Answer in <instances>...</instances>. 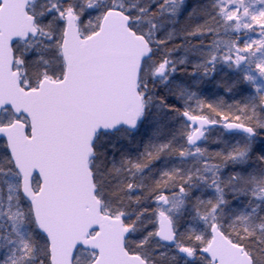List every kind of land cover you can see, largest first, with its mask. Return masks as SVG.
Listing matches in <instances>:
<instances>
[{
  "label": "snow or ice",
  "instance_id": "6c2138e0",
  "mask_svg": "<svg viewBox=\"0 0 264 264\" xmlns=\"http://www.w3.org/2000/svg\"><path fill=\"white\" fill-rule=\"evenodd\" d=\"M0 264H264V0H0Z\"/></svg>",
  "mask_w": 264,
  "mask_h": 264
}]
</instances>
